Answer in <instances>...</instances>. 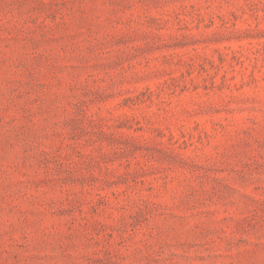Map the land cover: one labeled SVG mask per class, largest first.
<instances>
[{"label": "rangeland", "instance_id": "obj_1", "mask_svg": "<svg viewBox=\"0 0 264 264\" xmlns=\"http://www.w3.org/2000/svg\"><path fill=\"white\" fill-rule=\"evenodd\" d=\"M0 264H264V0H0Z\"/></svg>", "mask_w": 264, "mask_h": 264}]
</instances>
